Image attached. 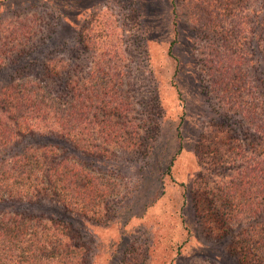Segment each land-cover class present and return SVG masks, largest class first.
<instances>
[{"label":"trees","instance_id":"trees-1","mask_svg":"<svg viewBox=\"0 0 264 264\" xmlns=\"http://www.w3.org/2000/svg\"><path fill=\"white\" fill-rule=\"evenodd\" d=\"M235 9L218 21L208 16L206 27L200 26L204 38L217 47L208 53L215 72L209 69L210 79L207 83L203 77V83L208 94H216L223 118L209 125L195 143L202 166L195 180L205 183V214L214 215L220 224V251L225 230L238 228L234 232L237 249L254 264H264V90L257 99L248 80L243 81L250 68L258 73L261 65L252 58V51L246 54L242 48L251 44L256 51L264 50V19L251 25L262 9ZM248 17L249 23L245 21ZM56 25L40 42L42 46L54 44L57 28L63 27ZM10 26V38L0 40V70L9 67L6 79L0 82V205L25 203L37 209L0 208V264H83V247L53 211L62 205L83 217L102 214L103 219L109 201L101 207L107 185L95 181L94 170L76 152L103 158L127 150L150 154L162 118L160 103L154 99V105L153 100L157 114L149 109L151 114L142 126L134 123L133 95L108 84L115 74L104 71L105 65L103 69L98 61L94 70L86 72L47 55L30 56L24 63L23 47L34 43L35 33L19 22ZM80 43L86 47L82 40ZM39 44H33L23 57L36 51L41 54ZM169 53L173 55V44ZM25 64L38 65L41 74L27 73ZM106 79L108 83L102 85ZM222 125L233 134L221 135L227 132L220 129ZM172 160L169 157L161 163V175L170 174ZM108 189L111 194L116 192L111 186ZM160 194L158 189L152 191L141 211ZM210 221L215 225L212 217ZM246 222L247 230L241 227ZM185 223L187 226V220ZM146 255L147 248L140 264H146Z\"/></svg>","mask_w":264,"mask_h":264},{"label":"rangeland","instance_id":"rangeland-1","mask_svg":"<svg viewBox=\"0 0 264 264\" xmlns=\"http://www.w3.org/2000/svg\"><path fill=\"white\" fill-rule=\"evenodd\" d=\"M241 8H261L263 13L253 16L251 25L263 23L264 0H0V40L10 38L12 23L30 27L35 33L33 44L43 41L57 23L63 26L57 28L53 45L39 44L41 54L36 51L23 57L33 45L26 43L21 57L24 63L30 56L47 55L88 72L99 61L103 69L105 65L104 71L115 74L111 82L106 79L102 85L113 84L133 95L131 117L141 126L151 114L149 109L157 114L153 100L160 103L162 118L150 154L127 150L103 158L76 152L94 170L95 181L107 185L101 207L109 201L103 219L102 214L83 217L62 205L53 211L69 225L67 230L83 247V264H140L145 248L146 264H254L236 247L234 232L238 228L225 230L220 251V224L214 215L205 214V183L195 180L202 169L195 143L209 125L223 118L216 94H208L203 83V77L207 83L210 79L209 69L215 72L208 53L217 47L204 38L200 26L206 27L208 16L218 21L229 11ZM250 19L245 21L249 23ZM172 44L174 56L169 53ZM242 48L246 54L252 51V58L261 65L258 73L250 68L243 80H248L258 99L264 90V50L256 51L251 44ZM8 68L0 70V82L6 79ZM23 70L41 74L38 65L25 64ZM220 129L227 131L223 136L233 134L226 125ZM169 157L173 158L170 174L161 175L160 165ZM108 186L116 192L111 194ZM156 189L161 191L160 196L141 211L140 206ZM2 207L37 209L25 203ZM241 227L247 230L248 222Z\"/></svg>","mask_w":264,"mask_h":264}]
</instances>
